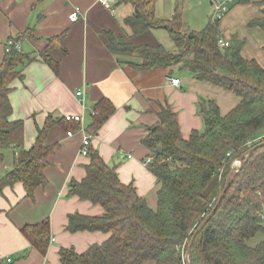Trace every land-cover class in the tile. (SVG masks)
I'll return each instance as SVG.
<instances>
[{"label": "trees", "instance_id": "16d2710c", "mask_svg": "<svg viewBox=\"0 0 264 264\" xmlns=\"http://www.w3.org/2000/svg\"><path fill=\"white\" fill-rule=\"evenodd\" d=\"M236 2L248 4L249 0ZM117 4L133 7L132 14L123 20L130 38L150 29H164L178 52H168L160 45L135 46L108 35L110 50L138 55L144 61L142 69L185 70L192 79L212 84L240 101L222 116L214 99H199L197 112L203 131L193 132L188 140L181 139L176 115L168 105L159 109L158 121L147 128L148 134L141 141L153 159L147 169L158 184L155 209L137 195L132 185L122 184L115 169L90 148L85 178L69 185L68 196L98 204L104 214L93 218L69 215L66 230L99 231L108 234L109 239L79 254L73 248L60 249V264H186L184 256L190 242L188 264H264V241L250 244L264 233V68L242 55L241 40L228 42L225 48L218 45L220 20L209 19L202 30L183 32L180 12L167 20L155 18L154 0H118ZM254 4L261 15L254 17L248 27L264 31V0ZM61 38L48 39L49 46L39 55L55 74L58 64L47 54ZM19 39L11 38L13 42ZM3 57L0 166L3 151L12 147L14 134L22 126L21 121L9 118L11 85L16 79L22 81V70L36 60L13 46ZM93 112V122L87 129L90 135L111 116L113 107L101 100ZM61 121L49 117L37 130L30 149L20 150L13 158V169L0 177V193L19 182L26 197L32 199L34 189L46 184L43 171L55 147L45 141L48 130ZM62 125L66 131L78 128L76 123L66 121ZM238 159L240 165L234 169L233 162ZM233 170L237 173L215 209ZM49 227L48 220H44L21 229L23 237L42 256L49 246Z\"/></svg>", "mask_w": 264, "mask_h": 264}, {"label": "crops", "instance_id": "0c3cea01", "mask_svg": "<svg viewBox=\"0 0 264 264\" xmlns=\"http://www.w3.org/2000/svg\"><path fill=\"white\" fill-rule=\"evenodd\" d=\"M154 1L156 19H169L178 11L175 0H163L162 7L158 6L162 0ZM113 8V11L104 8L99 0H0V64L4 46L11 38L20 37L21 52L36 57L22 70L24 79H16L11 85L9 118L12 122L21 121L22 126L14 134L12 147L6 149L9 153L3 151L0 177L13 169L19 147L23 151L30 149L37 130L44 127L49 117L62 120L48 130L46 137V145L55 147L43 171L46 184L34 189L32 199L26 197L19 182L4 187L0 193V264H60V249L73 248L79 254L109 239L108 234L99 231L66 230L69 215L101 217L104 210L98 204L68 196L69 185L85 178V167L90 161L79 154L83 133L77 128L71 137L67 136L68 131L62 125L65 115L81 116L83 130L90 135L87 129L93 122L95 105L101 100L111 103L113 112L91 134L90 148L115 169L122 184L132 185L137 195L155 209L158 184L144 165L151 156L141 141L148 134L147 128L158 121L159 109L168 105L176 115L181 139L188 140L193 132L203 131L197 112L199 99L215 98L222 116L240 101L212 84L192 79L185 70L142 69L144 61L138 55L110 50L108 35L115 41L122 39L135 46H149L156 45L152 33L164 30L150 29L130 38L123 20L132 14L133 7L116 4ZM236 8L229 9L224 20L220 19L219 34L220 26L234 20L230 15H237ZM254 8L258 14L245 15L247 23L261 15V9ZM76 10L79 17L70 22L69 16ZM181 21L185 32L182 14ZM60 35L61 41L54 43L55 47L47 54L58 64L55 74L39 55L49 46L48 39ZM224 35V40L230 42V35ZM174 46L172 51L165 50L178 52ZM170 78L180 82L179 86H173ZM78 90L83 91V97L76 96ZM44 220L50 224V241L46 255L42 256L30 246L21 229Z\"/></svg>", "mask_w": 264, "mask_h": 264}, {"label": "rangeland", "instance_id": "374dc122", "mask_svg": "<svg viewBox=\"0 0 264 264\" xmlns=\"http://www.w3.org/2000/svg\"><path fill=\"white\" fill-rule=\"evenodd\" d=\"M236 1L237 0H232L229 9L237 7L235 9L237 15H230L234 20L220 26V31L222 33L221 38L224 40V34H228L230 35L229 38L231 43L237 40H241L243 42L242 55L254 60L264 68V32H262L261 29L258 28L254 29L248 27V23L246 22L247 20L245 19V15L247 14H258L257 9L254 8V6L257 7V5H255L254 2L259 0H249L248 4L239 3V5ZM162 3L163 0L160 1L158 6L162 7ZM174 6L175 10L178 9V12L182 14L185 32L202 30L212 16V8L209 4V0H175ZM225 16L226 15H224V17ZM224 17L222 18V20H224ZM152 37L154 38L156 45H160L161 47H163V49L166 48L171 51L173 50L172 48L174 44H172L170 36H168L164 30L154 31L152 33ZM243 48H245V50H243ZM261 133L264 134V129ZM18 150L20 151L22 150V148L19 147ZM7 153L9 152L5 150V154ZM262 241H264V233L258 234L252 241H250V244L255 245Z\"/></svg>", "mask_w": 264, "mask_h": 264}, {"label": "built area", "instance_id": "2783aa9c", "mask_svg": "<svg viewBox=\"0 0 264 264\" xmlns=\"http://www.w3.org/2000/svg\"><path fill=\"white\" fill-rule=\"evenodd\" d=\"M211 1V5H212V16H211V20H220L221 18L224 17V15L226 14V12L229 10V7L232 3V0H210ZM99 3L101 6H103L104 8L113 11V6L116 5L118 3V0H99ZM79 17V11L76 10L73 13H71V15L69 16V20L70 22L77 20ZM218 45L221 48H225L226 46H228V41L223 40L221 37L218 38ZM14 47L16 50H20L19 47V42H13L12 40H8L7 43L4 46V50L5 52H8L10 47ZM173 86H179L180 82H178L176 79L170 78L168 80ZM76 96L77 97H83V91L82 90H78L76 92ZM82 102L84 101L82 98L80 99ZM83 104V103H82ZM92 114L94 115V112H92ZM64 120L66 122H71V123H76L78 125V130L81 131L83 133V137L81 140V148L79 150V154L81 156H85L87 157L89 150H90V138L91 135L86 134V132L83 130V127L81 125L82 123V117L79 115H65ZM73 135L72 131H68L67 132V136L71 137ZM248 145H251V142H248ZM152 157L147 158L146 161H144V165L148 166V164H150L152 162ZM233 168H238L239 166V162L238 160L233 162Z\"/></svg>", "mask_w": 264, "mask_h": 264}, {"label": "water", "instance_id": "95a60500", "mask_svg": "<svg viewBox=\"0 0 264 264\" xmlns=\"http://www.w3.org/2000/svg\"><path fill=\"white\" fill-rule=\"evenodd\" d=\"M157 152L159 153L160 150L157 149ZM238 162H239V165H240L241 159H238ZM236 173H237V171H235V170L232 171L231 178H230L229 182L226 184L225 189L223 190V192L220 194V196H219V198H218V200H217V204H216V206H215V209H216V207L218 206V204L220 203L219 201L222 199V197L224 196L225 192H226L227 189L229 188L228 186H229L231 180L234 178V176H235ZM190 245H191V242H190V244L188 245L186 255L184 256V261H185L186 264H188V253H189V250H190V249H189V248H190Z\"/></svg>", "mask_w": 264, "mask_h": 264}]
</instances>
